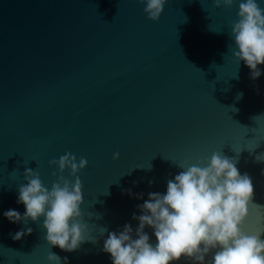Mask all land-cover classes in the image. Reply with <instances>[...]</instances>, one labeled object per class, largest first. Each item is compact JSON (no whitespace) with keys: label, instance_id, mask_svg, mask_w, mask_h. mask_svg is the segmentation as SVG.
Instances as JSON below:
<instances>
[{"label":"water","instance_id":"95a60500","mask_svg":"<svg viewBox=\"0 0 264 264\" xmlns=\"http://www.w3.org/2000/svg\"><path fill=\"white\" fill-rule=\"evenodd\" d=\"M239 2L168 0L154 22L139 0H0V264H53L51 252L60 264H113L109 233L130 224L138 238V206L166 194L180 166H207L216 152L251 177L243 230L262 240L264 64L253 80L234 55ZM66 152L88 160L79 173L88 231L74 252L48 243L43 217L4 216L26 211L17 203L25 169L51 189L59 169L49 161ZM26 227L32 234L14 240ZM144 231L155 246L154 229Z\"/></svg>","mask_w":264,"mask_h":264},{"label":"clouds","instance_id":"9594fccd","mask_svg":"<svg viewBox=\"0 0 264 264\" xmlns=\"http://www.w3.org/2000/svg\"><path fill=\"white\" fill-rule=\"evenodd\" d=\"M149 20L158 22L168 0H139ZM236 0H214L217 8H232ZM239 19L232 23V37L238 51L237 60L251 69V79L261 76L258 65L264 64V8L258 0H240ZM114 159L120 158L117 152ZM203 161L183 168L174 180L167 182L166 194L150 193V199L139 205L142 215L133 214L139 221L136 236L130 224L119 234L110 232L103 251L111 254L113 264H173L188 258L196 264H205V257L216 250L207 264H264V240L259 234L243 230L254 199L255 187L250 176L241 175L232 160L213 153L207 166ZM59 169L53 172L57 180L51 189L44 185L40 173L26 168V184L19 186L17 203L26 211L9 209L4 216L12 223L28 221L39 223L43 217L46 240L66 252H74L86 242L88 225L83 220V183L79 173L88 166V160L79 161L72 152L49 161ZM70 170L74 182L63 173ZM264 174V173H262ZM130 193V190H129ZM131 194V193H130ZM154 229L158 243L153 246L145 227ZM26 227L13 234L14 240L31 235ZM53 264L61 258L51 252ZM65 262L67 258H64Z\"/></svg>","mask_w":264,"mask_h":264},{"label":"trees","instance_id":"16d2710c","mask_svg":"<svg viewBox=\"0 0 264 264\" xmlns=\"http://www.w3.org/2000/svg\"><path fill=\"white\" fill-rule=\"evenodd\" d=\"M262 240H264V235L262 236Z\"/></svg>","mask_w":264,"mask_h":264}]
</instances>
